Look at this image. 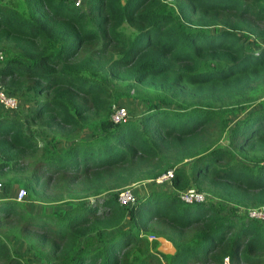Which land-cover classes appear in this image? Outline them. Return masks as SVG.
<instances>
[{
  "label": "trees",
  "instance_id": "obj_1",
  "mask_svg": "<svg viewBox=\"0 0 264 264\" xmlns=\"http://www.w3.org/2000/svg\"><path fill=\"white\" fill-rule=\"evenodd\" d=\"M0 49L4 91L33 102L0 112V264H264V0H0Z\"/></svg>",
  "mask_w": 264,
  "mask_h": 264
},
{
  "label": "rangeland",
  "instance_id": "obj_2",
  "mask_svg": "<svg viewBox=\"0 0 264 264\" xmlns=\"http://www.w3.org/2000/svg\"><path fill=\"white\" fill-rule=\"evenodd\" d=\"M82 3L84 5L85 0H83ZM168 7H170V5H168ZM244 40L248 41L249 39L248 38H244ZM246 44H248L249 46L253 45L252 43H249V42H246ZM18 97H19L18 98L19 101H18L17 109L9 110V109H5V108L0 106V112L1 113L6 112V113L14 114V115L18 114L17 116H21V114H26V113L30 112L31 107H32V103H33L31 98H30V96H28L27 94L26 95L25 94H18ZM121 101L124 102L125 105L127 106V108H126L127 109V114L129 112L128 120L133 119V118H135V117H137L139 115L141 107H142V104L139 101H137L135 99H122ZM238 116L239 115H237L233 119L236 120V118ZM27 130H28V132L34 134L38 138L40 137L39 138L40 142H46V141L49 140V135H45V134L42 135V132L38 128H36V127H34L32 125L27 126ZM65 145L66 144H64V141H57V142H54V144L52 143V147L54 148V150H56V149L60 150V148L62 149V147H65ZM220 145L225 147V148H228L226 146L225 137L221 139ZM79 155H81V154L79 153ZM79 160H80V158H79ZM63 162L67 165L66 161H63ZM56 165H57V163L54 166L47 165L46 168L52 169L53 167H56ZM189 165H190L189 161H186L184 163V167L186 169H189ZM68 166L71 167L73 165L69 162ZM141 175H142V173L140 171L134 170L133 173L129 176V178L130 179H136V178L140 177ZM0 182L2 183V181H0ZM168 182H169V180L166 179V180H162L160 183H155V182H152V181H143V182H138V183L131 184L127 188H128V190H130V192L132 193V195L134 197V203H132V204L135 205V199H136L135 196L137 197L138 195H141L142 193L144 194L146 191L149 192L150 190H159V191H168V190H170L171 188H170ZM11 188H13L12 189V194H15L17 187L15 188L14 186H12ZM4 190H5V187H3V190L1 191V194H0L1 196L4 195V192H5ZM90 199L93 200L94 198H90ZM132 204H130V205H132ZM44 206L45 205H39V204L34 205V207H35L34 210H36V211L37 210H40V211L50 210V208H46ZM226 209L228 210V209H230V207L229 208L227 207ZM222 211H225V210H221V212ZM235 214L237 216H243L244 215L241 211H238V209H236ZM263 220H264V218H263ZM148 239L149 240H153V239H156V237L153 238L152 236H148ZM7 241H8V244H9V242H10L9 238H8ZM11 243L13 245L12 247H14L16 249V252H18L21 255L27 257L28 260H31V261L37 262V263L39 262L38 260H36L34 258L33 253L31 251L27 252L28 248H27V244L25 242L23 243L22 241L17 242V241H14V240L12 241L11 240L10 244ZM153 245H154V248H153L154 250H156V251H158V252H160L162 254H165V255L171 254L172 251H173L170 248L169 244L166 241H164L163 239H160V238H158L155 241V243H153Z\"/></svg>",
  "mask_w": 264,
  "mask_h": 264
},
{
  "label": "built area",
  "instance_id": "obj_3",
  "mask_svg": "<svg viewBox=\"0 0 264 264\" xmlns=\"http://www.w3.org/2000/svg\"><path fill=\"white\" fill-rule=\"evenodd\" d=\"M73 4L75 6H79L82 4L83 0H72ZM164 2H169L170 0H163ZM3 59V53L0 49V63ZM0 106L5 108V109H16L18 107V100L14 95L8 94L4 91L2 84L0 83ZM126 111L124 108L120 107L117 108L113 114L111 115V119L114 122L118 121H123L126 119ZM172 175V171L168 170L164 174H161L157 178L154 179L155 183H160L162 180H169ZM2 191V185L0 183V194ZM178 198L182 202H200L203 200V195L194 190L193 188H187L185 190L179 191L178 193ZM24 198V192L23 190L19 189L16 191L14 199L16 201H22ZM117 201L121 205H130L134 203V197L130 190L128 188H122L118 191L117 193ZM247 216L250 218H257V219H263L264 218V207L261 209H252V210H247L246 212Z\"/></svg>",
  "mask_w": 264,
  "mask_h": 264
},
{
  "label": "crops",
  "instance_id": "obj_4",
  "mask_svg": "<svg viewBox=\"0 0 264 264\" xmlns=\"http://www.w3.org/2000/svg\"><path fill=\"white\" fill-rule=\"evenodd\" d=\"M0 197H1V195H0ZM165 241V240H164ZM168 243V242H167ZM169 244V243H168ZM169 246H170V244H169ZM170 248L173 250V248L170 246Z\"/></svg>",
  "mask_w": 264,
  "mask_h": 264
}]
</instances>
